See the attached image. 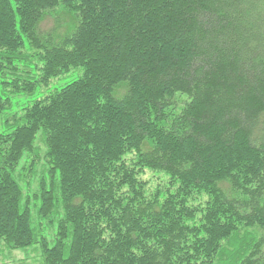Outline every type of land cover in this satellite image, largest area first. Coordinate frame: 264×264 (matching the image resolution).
I'll list each match as a JSON object with an SVG mask.
<instances>
[{"label": "trees", "instance_id": "16d2710c", "mask_svg": "<svg viewBox=\"0 0 264 264\" xmlns=\"http://www.w3.org/2000/svg\"><path fill=\"white\" fill-rule=\"evenodd\" d=\"M0 118L2 255L264 264V0H0Z\"/></svg>", "mask_w": 264, "mask_h": 264}, {"label": "rangeland", "instance_id": "374dc122", "mask_svg": "<svg viewBox=\"0 0 264 264\" xmlns=\"http://www.w3.org/2000/svg\"><path fill=\"white\" fill-rule=\"evenodd\" d=\"M49 26H51V25L49 23H46L43 27L48 28ZM19 67L22 69L27 68L24 64L19 65ZM73 70H71L69 73H67V74H65V75H63L57 79L52 80L51 87L59 88V87L63 86L64 84L68 83L69 81L79 77V75L81 74L80 71L77 69L76 70L73 69ZM39 94H40V90H38V93H36L35 95H32V96H27L25 94L13 95L12 101L10 104L11 109H9V110H11L10 112L20 109L23 105L27 104V102L30 99L35 98ZM0 119L2 120V118H0ZM25 164H26V159L24 157L21 160L19 167H21ZM34 170L37 172H40L41 163L36 164L34 167ZM22 186H24V185L22 184ZM32 223H33V221H32ZM1 247H3V246H2V243L0 242V250H1ZM2 250H4V249H2ZM33 250H34V248L30 247L29 249H26V250H12V251L8 252L9 254L5 253L2 255L0 253V264H18L20 262H21V264H37V262L39 260L36 257L37 254H35ZM8 256L12 257V260L16 261L17 263L12 262L10 259H7ZM3 257H5V258H3Z\"/></svg>", "mask_w": 264, "mask_h": 264}]
</instances>
